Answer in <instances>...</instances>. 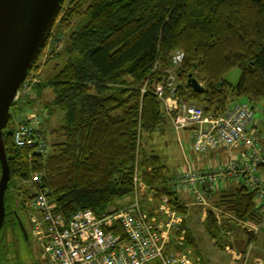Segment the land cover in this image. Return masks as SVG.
I'll use <instances>...</instances> for the list:
<instances>
[{"label": "trees", "instance_id": "obj_1", "mask_svg": "<svg viewBox=\"0 0 264 264\" xmlns=\"http://www.w3.org/2000/svg\"><path fill=\"white\" fill-rule=\"evenodd\" d=\"M74 1L77 4L59 27H69L64 48L50 57L32 90L16 100L18 106L5 129L11 178L4 226L13 217L10 221L25 244L30 236L27 240L17 218L25 200H33L38 191L30 181L33 173L41 175L54 211L66 220L84 209L98 216L121 209L126 204L120 200L134 198L137 171L148 186L140 201L149 215L158 214L164 197L181 213L187 212L172 186L169 166L153 145L157 133L174 126L154 84L168 77L177 51L184 53L176 68L180 103H195L206 113L219 115L236 101L251 100L254 107L264 102V0ZM74 17L79 20L71 25ZM234 68L242 71L237 85L226 79ZM190 74L203 84L202 93L189 85ZM48 88L53 99L42 107L47 113L39 134L49 150L38 153L17 147L13 114L31 111L23 106L39 101ZM58 111L64 121L49 133L48 118ZM49 136L57 138L52 145ZM234 178L240 184L222 191L216 205L238 220L228 216L221 224L214 209L208 211L207 229L218 241L225 242L228 233L239 237L245 231L243 222L259 220L255 193L244 186L243 177ZM223 231L226 235H221ZM116 232L124 233L119 227ZM187 232L180 249L195 246L198 250L188 227ZM1 253L2 264L10 263L11 257Z\"/></svg>", "mask_w": 264, "mask_h": 264}, {"label": "built area", "instance_id": "obj_2", "mask_svg": "<svg viewBox=\"0 0 264 264\" xmlns=\"http://www.w3.org/2000/svg\"><path fill=\"white\" fill-rule=\"evenodd\" d=\"M184 59V53L173 56L175 66ZM178 83L175 76L154 84L156 94L164 100L166 109L172 116L177 131L189 130L195 153L209 155L225 150L230 157L239 145L248 142V135L255 127V107L251 100L236 101L226 112L215 115L206 113L195 103H180L177 96ZM32 90L29 79L22 85L18 98ZM174 113V114H173ZM14 140L17 147L29 148L38 153H46L50 146L39 134L42 117L35 111L14 115ZM256 139L252 140L255 150L241 162L231 160L229 165L209 167L196 172L192 168L181 170L173 179L172 186L178 191H193L199 202H205V193L215 192L228 177L241 176L243 184L255 193V211L260 216L257 222L247 221L241 225L253 234L264 229V179L259 166L264 156L258 152ZM31 158H33L31 156ZM30 181L37 184L31 215L35 222L42 257L49 264H190L189 254L169 247L173 238L183 241L187 229L183 227L184 216L165 197L160 203L158 214L149 215L143 209L140 198L148 186L140 172L134 175V198L112 214L98 216L92 209H84L66 220L62 213L54 211L48 198V191L42 188V177L33 173ZM148 199L154 200L150 194ZM205 204V203H204ZM219 218V216H218ZM122 228L124 233L116 232ZM179 235V236H178ZM232 234L228 233L226 248L231 249Z\"/></svg>", "mask_w": 264, "mask_h": 264}, {"label": "rangeland", "instance_id": "obj_3", "mask_svg": "<svg viewBox=\"0 0 264 264\" xmlns=\"http://www.w3.org/2000/svg\"><path fill=\"white\" fill-rule=\"evenodd\" d=\"M76 4H77V1L65 0L64 5L62 6L63 8L61 10V13L59 14L57 21L53 27L54 29L52 31V35L48 39L47 44L44 47L42 54L40 55L35 66L31 70V73L29 74L28 79H29V82L31 83V85L40 79V75H41V73H43L45 71L44 69L46 67V64L50 60V57L54 56L53 54L55 52H59L64 48V46L66 44V40H67L65 34L69 31V27H63L62 30H60L59 27H60V25L63 24L62 20L65 17H67L66 16L67 11H69ZM74 18L75 19L71 20V25H74L79 20L78 17H74ZM178 52H182V51H177L176 53L173 54V56L175 54H177ZM52 68L53 67H51V69ZM176 68L178 69V66L173 65L172 67H170L168 69V71H167L168 77L171 75H174L175 76V82L180 83L181 81H180V78L178 75V71H176ZM241 75H242L241 69L240 68H234L226 74V79L230 83H232L233 85H237L240 81ZM163 79H167V77H165ZM24 92L25 91H23V93L20 95V97L25 94ZM52 99H53V92L50 88H48L44 91V95L39 99V101H36L35 103H33L31 105L26 104L23 106V108L26 109V108L30 107L28 109H32L33 111H35V112L37 111L38 113H42L41 117L44 120L47 112L45 110L43 111L42 107L45 106L47 101H50ZM17 106L18 105H15L12 107V109H11L12 113L16 109ZM255 114H256V119H257L256 122H258V125H259L258 126L255 123V125L258 126V130H259L258 133L255 130V139H256V142H258L256 148H257L258 152H261L264 155V102L263 101L259 102L256 105ZM13 117H14V114H13ZM13 117H12V121L14 120ZM48 119L50 120L49 126L47 127V132H49V133H50L51 129L57 128L64 121L63 114L59 111L55 112L54 115H52L51 119L50 118H48ZM46 123L48 124V121ZM173 128L175 129L174 126L172 128L170 127V129L168 127L166 129L167 131L165 130L166 133H163V132L157 133L155 135L153 145L157 149L156 151H161V153L163 155L162 156L163 159L165 160V162H167V164L170 167V172L175 173L179 170L180 167H181V169L184 166H185V169L188 168L189 165H186L187 162H186V164L185 163L182 164L183 163V153L190 152L191 148L189 146V142L186 141L185 139H183L182 144L179 142L178 136L172 132L174 130ZM184 131H188V130H181L179 132L182 133ZM250 133H251V131H250ZM181 137H182V135H181ZM48 139L50 141V145H52V143H54V141H56L57 138L55 136L54 137L49 136ZM189 139L191 140V133L189 134ZM192 148H193V144H192ZM244 149H245L244 145L237 146L231 157L229 156V152H223V158H225L226 166L229 165L228 164L229 161L235 160V158L238 156L239 152L242 155L245 151ZM252 150L253 149L251 148L250 152H252ZM192 152L196 155L205 156L204 154L195 153L194 149ZM215 164H216V162H214V165ZM217 166H215V167H217ZM259 167H260V169L263 168L264 162ZM21 184H22V182H21ZM15 190H17V188H15ZM217 190H216V193H214L215 197L210 195L211 193H207V195H205V197H204L205 202H201V203L205 206V205H207L206 203L208 202V205L205 207L212 209V210L215 209L217 211L216 214L219 216V222L221 224H222V222H224V220H226L225 218L228 216L231 217L232 220L237 221L238 219L231 212L226 211L222 208L219 209L217 207L216 198L219 197V195L221 193V189H219L220 192H219V190L218 191ZM180 193H183V191L180 190V192H178L179 196H180ZM208 196H211V197L208 199L207 198ZM180 197H182V196H180ZM182 198H181V200L183 201ZM131 199H132V196L130 195V196L120 200L119 203L120 204H123V203L128 204L131 201ZM149 201L153 202L154 200L151 201V199H149ZM195 202H199V201L196 199ZM24 204H25V208H24V206L22 207L24 209L19 211V215H20V218L26 227L28 235L30 236L29 244H25L23 239L20 238V236L18 235L19 233L17 231V227H15L14 223H11V221H10V220H13V217L9 216L8 221L6 222L5 226L3 227L2 231H1V235H0V253L3 252L4 254H6V256L8 258L11 257V261L13 262V264H49L42 257L43 248H42V246L40 244V240H39L40 234L37 231L35 222L33 221L34 219H32V215H31L32 211H31L30 205L34 204V201H32L28 198L25 200ZM172 205L175 206L174 204H172ZM175 207L181 213L179 208L177 206H175ZM191 211L193 212V215L196 216V218H194L193 216H191L190 219H189V217L187 218V221L189 224V229H190L191 233L193 234L195 242L197 243L198 250L201 251V255L204 258H202V256L200 254H197V252L195 251L196 247L193 246V247H191V249L193 251V255L191 256V254L188 253L190 261H191L190 264H230L231 262H235L236 264H238V263L243 264L244 262H246L245 261L246 259L244 260L245 256H246V258L247 257L250 258L249 260L247 259V264L259 263V262L255 261L256 258L259 257V255H257L256 252L254 251L257 248H255V246H253V244H251L250 250L251 249H253V250H251V252L249 251V254H248L247 250H248L249 246L246 243H245V245L242 243L236 244V239H237L236 237H233L230 240L234 243V247L239 249V250H243L242 253H244L245 255L243 258H241V257L237 258L238 256L235 253L234 255H236L237 259H233L232 258L233 252H231L230 249L227 250V252L229 250H230V252H228V253L226 252V249H227L226 248V242H224V240L223 241L222 240H220V241L215 240L208 233V229H207V225H206L207 219L204 222V221H202V218H200V212L202 211V208L195 206L193 208V210H191ZM205 211L208 213V210H205ZM205 211L203 208L202 212L204 213ZM187 213H188V211L185 213L186 216L188 215ZM257 215H258V213H257ZM259 219H260V216H259ZM17 220L19 221L18 218H17ZM21 230H22V228H21ZM187 234L188 233H186L185 239L183 241H178L177 236H175L172 240L173 241L172 247H176L178 250H181L180 247L181 248L184 247L185 243L187 241ZM221 235H226V231L221 232ZM245 235H246V233H245V231H243V233L240 234L239 238L243 239L245 237ZM255 239H256V237H255ZM4 248H5V250H3ZM188 249L189 248H186L185 250H181V251L186 252ZM262 249H259V250H262ZM244 251H246V252H244ZM262 251H264V250H262ZM11 261H10V263H7V264H12Z\"/></svg>", "mask_w": 264, "mask_h": 264}, {"label": "water", "instance_id": "obj_4", "mask_svg": "<svg viewBox=\"0 0 264 264\" xmlns=\"http://www.w3.org/2000/svg\"><path fill=\"white\" fill-rule=\"evenodd\" d=\"M64 2L0 0V235L7 216L5 199L11 178L5 129L11 108L46 46ZM188 83L196 92L205 90L194 74L189 75ZM18 219L28 240L26 227L19 216Z\"/></svg>", "mask_w": 264, "mask_h": 264}, {"label": "crops", "instance_id": "obj_5", "mask_svg": "<svg viewBox=\"0 0 264 264\" xmlns=\"http://www.w3.org/2000/svg\"><path fill=\"white\" fill-rule=\"evenodd\" d=\"M256 124L258 125V122H256ZM258 126L255 125L254 129H252L251 130V133H249V135H248V142L244 144V148H245L244 150L245 151H244V153L242 155L240 154V152L238 153V156L235 158L236 161L241 162V159H243L244 155L247 156L248 158H250L252 156V153L255 150V148L252 147V140L255 138V130L257 131V133L259 132ZM172 132L175 133L178 136L179 142L181 144L183 143V139H185L186 141L189 142V146L191 148V151L190 152L183 153V163H182V164H184V163L186 164V162H187L186 165H189L188 168H192L196 172H203V171H206L211 166L215 167L217 165L218 166L225 165V158H223V152H227V151L221 150V151L213 152L212 154L205 155V156H203V155H196V154H194L192 152L193 151L192 141H191L192 139L191 140L189 139V134H190V131L189 130L180 133L179 131H177L176 129H174ZM181 135H182V137H181ZM251 148L253 149L252 152H250ZM158 152L162 155L161 151H158ZM260 154L263 155V153H261V152H260ZM214 162H216L215 165H214ZM165 163L167 164V162H165ZM182 169H185V166ZM182 169L180 167L177 172H175V173L171 172L173 174L172 175L173 179L176 178L179 175V173L181 172ZM259 174H260L261 178L264 179V167L261 168ZM234 183L235 184H240V180L239 179H235L234 177H228V180H225L224 182H222V184H221V186H220L219 189H221V192L222 191H225V190H228V189H231ZM178 192H180V191H178ZM219 192H220V190H219ZM207 193H211L210 195H212L213 197H215L214 196V193H216V191L215 192H208V191H206L205 195H207ZM180 196L183 197V198L180 197V198L183 199L182 204L185 205V207L187 208V211H188V213H187L188 215L187 216H186V214H183L182 213V215L184 216V223L183 224H185V226H187L188 229H189V224H188L187 218L189 217V219H190L191 216H193L194 218H196V216L193 215V212L191 211V210H193V208L195 206L196 207H201L202 208V211H203V208H204V211L205 210H208L209 211L210 209L207 208V207H205V206L208 205V202L206 203L207 205H205V206L201 202H195L196 198L194 197L193 191H183V193H180ZM210 197L211 196H208L207 198L209 199ZM202 211L200 212V218H202V221L205 222V220L208 217V213L206 211L203 213ZM214 211L217 212L215 209H214ZM245 222H247V221H245ZM253 222H257V221H253ZM187 227H185V228L187 229ZM245 233H246V235H245V237L243 239H240L239 237L234 236V235H232V237H236L237 238L236 239V244L237 243H240V244L242 243V244L245 245V243H246L249 246L248 247V250H247V253L248 254H249V251L251 252V250H253V249L250 250L251 244H253V246H255V248H257L254 251L256 252L257 255H259V257L256 258L255 261L256 262H259L257 264H264V251H262V250H264V229L260 230L258 233H255V234H253V233L252 234H249L248 231H245ZM255 237H256V239H255ZM232 245L233 246L230 249L231 252H233L232 253L233 254L232 255L233 257L232 258L233 259H237L239 257L243 258L244 255H245L244 253H242L243 250H239V249L235 248L234 247V243H232ZM259 249H262V250H259ZM227 250L228 249H226V252H227ZM230 250L228 252H230ZM195 251L197 252V254H200L201 255V251L200 250L198 251L196 249ZM186 252L187 253H190L191 256L193 255V251H192L191 248H189ZM244 252H246V251H244ZM235 253L238 256L237 258H236V255H234ZM202 258H204V257L202 256ZM247 259L249 260L250 258H248V257L246 258V256H245L244 260L246 262H244L243 264H247ZM230 264H236V263L235 262H231ZM238 264H241V263H238Z\"/></svg>", "mask_w": 264, "mask_h": 264}, {"label": "flooded vegetation", "instance_id": "obj_6", "mask_svg": "<svg viewBox=\"0 0 264 264\" xmlns=\"http://www.w3.org/2000/svg\"><path fill=\"white\" fill-rule=\"evenodd\" d=\"M2 254V253H1ZM0 264H2V262L0 261Z\"/></svg>", "mask_w": 264, "mask_h": 264}]
</instances>
